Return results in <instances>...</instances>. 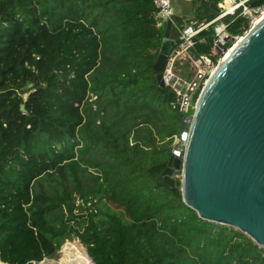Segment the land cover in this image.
Segmentation results:
<instances>
[{"label":"trees","instance_id":"1","mask_svg":"<svg viewBox=\"0 0 264 264\" xmlns=\"http://www.w3.org/2000/svg\"><path fill=\"white\" fill-rule=\"evenodd\" d=\"M154 12L152 0H0V264L53 259L73 241L69 264H264L263 248L162 182L184 126L152 70ZM221 22L230 37L247 28Z\"/></svg>","mask_w":264,"mask_h":264},{"label":"water","instance_id":"2","mask_svg":"<svg viewBox=\"0 0 264 264\" xmlns=\"http://www.w3.org/2000/svg\"><path fill=\"white\" fill-rule=\"evenodd\" d=\"M204 1L219 13L213 0ZM177 22L173 15L165 23L152 65L161 88ZM235 40L240 41L220 61L184 125L181 158L175 146L159 175L168 187L179 183L182 202L200 219L236 229L264 249V19Z\"/></svg>","mask_w":264,"mask_h":264},{"label":"built area","instance_id":"3","mask_svg":"<svg viewBox=\"0 0 264 264\" xmlns=\"http://www.w3.org/2000/svg\"><path fill=\"white\" fill-rule=\"evenodd\" d=\"M252 1L255 0H218L216 6L219 9V13L214 14L210 21L190 19L186 22H177L175 24L179 34L167 55L161 71V81L164 87H168L174 92L175 103L173 106L181 114L183 126L189 124L191 118V115H188L189 110L193 111L199 94L208 79L214 73L226 52L236 42L237 36L230 37L227 35L225 25L221 22L222 19L235 15L246 19L247 28L240 36L245 35L258 23V20L264 14V0L258 6L250 7L249 3ZM152 4L155 10L154 25L162 33L165 23L174 15L171 0H152ZM213 23H216L215 34L208 52L193 55L191 49L195 43L196 36ZM228 44L229 47L227 46ZM180 136L181 134L173 137L171 145V148L179 146V158H181L183 153V145H180ZM93 203H95V200L85 203L80 200L76 201V204L84 207H91ZM54 262L55 260L51 258H43L39 263L32 264H57Z\"/></svg>","mask_w":264,"mask_h":264},{"label":"crops","instance_id":"4","mask_svg":"<svg viewBox=\"0 0 264 264\" xmlns=\"http://www.w3.org/2000/svg\"><path fill=\"white\" fill-rule=\"evenodd\" d=\"M173 14L177 21L186 22L190 19H205L200 10V3L198 0H171Z\"/></svg>","mask_w":264,"mask_h":264},{"label":"rangeland","instance_id":"5","mask_svg":"<svg viewBox=\"0 0 264 264\" xmlns=\"http://www.w3.org/2000/svg\"><path fill=\"white\" fill-rule=\"evenodd\" d=\"M216 1H218V0H216ZM236 43H237V41L235 42V44ZM191 114H192V110H189L188 115H191ZM177 127H179V123H177ZM76 242L77 241L65 243L63 245V247L60 249V253L58 254V256L54 257L53 260H55V262L59 261V263H57V264H69V256L73 255V256L76 257L79 254V251H80V249L76 245ZM66 246H68L71 249V254H67V250L65 251L66 253L63 252L65 250ZM81 247H82V245H81ZM83 250H84V248H83ZM48 263H50V262H48Z\"/></svg>","mask_w":264,"mask_h":264},{"label":"bare ground","instance_id":"6","mask_svg":"<svg viewBox=\"0 0 264 264\" xmlns=\"http://www.w3.org/2000/svg\"><path fill=\"white\" fill-rule=\"evenodd\" d=\"M263 19H264V14H263V15L261 16V18L258 20V23H259L260 21H262ZM239 41H240V40H238L237 43L233 45V47H235V46L238 44ZM233 47H232V49H230V50H228V51L226 52V54H225L224 58L221 60V62L225 61V60L230 56V54L232 53ZM89 261H90V260H89Z\"/></svg>","mask_w":264,"mask_h":264}]
</instances>
